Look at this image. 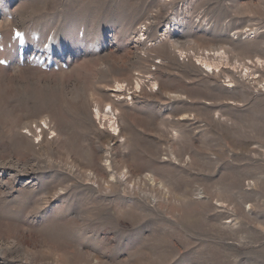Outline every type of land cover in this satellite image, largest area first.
<instances>
[{
    "label": "rangeland",
    "instance_id": "rangeland-1",
    "mask_svg": "<svg viewBox=\"0 0 264 264\" xmlns=\"http://www.w3.org/2000/svg\"><path fill=\"white\" fill-rule=\"evenodd\" d=\"M0 264H264V0H0Z\"/></svg>",
    "mask_w": 264,
    "mask_h": 264
},
{
    "label": "bare ground",
    "instance_id": "bare-ground-1",
    "mask_svg": "<svg viewBox=\"0 0 264 264\" xmlns=\"http://www.w3.org/2000/svg\"><path fill=\"white\" fill-rule=\"evenodd\" d=\"M176 39H178V37L174 34V35L172 36V39L170 40V42H173V43H174V42L176 41ZM137 42H140V40H138ZM176 42H177V41H176ZM141 43H142V42H141ZM208 55H209V53H208ZM213 55L221 56L222 54H220L219 52H216V53H214ZM204 64H205V66H206L207 68H210V67H211L208 63H204ZM246 66H247V65H246ZM137 86L139 87V83H137ZM117 88H118V91H116V92H120V89H122L123 86L118 84ZM114 130L117 131V128H115Z\"/></svg>",
    "mask_w": 264,
    "mask_h": 264
}]
</instances>
